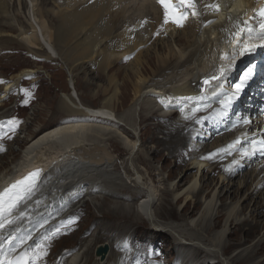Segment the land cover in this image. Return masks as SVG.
<instances>
[{
	"label": "bare ground",
	"instance_id": "6f19581e",
	"mask_svg": "<svg viewBox=\"0 0 264 264\" xmlns=\"http://www.w3.org/2000/svg\"><path fill=\"white\" fill-rule=\"evenodd\" d=\"M132 1L133 0H131V2ZM128 2L130 3V0H91L89 2L84 0L78 3V5L77 3L72 4L73 6L71 7L69 5L64 8L59 6L58 11L62 14L59 17L61 21H59V27L54 29L50 28L48 21L44 19L46 15L49 17L50 12L48 10L46 11L44 7H41L39 8L42 19V21H40L41 19L39 20L40 25L36 22V26L30 21L29 27L32 29H30L31 32L28 31L20 34V36H22V38L20 37L21 40L26 42L25 45L30 48V50L41 49V47L44 48V44L48 46L51 51L49 52L50 58L58 59L69 72L77 70L79 65L84 68V62H95L97 60L98 72H102L106 77L109 76L110 83L108 88L104 91H100L101 94L97 91L94 93L103 98V103L99 108H92L84 105L80 101L77 93L68 96L70 101L73 100V98L77 100H73L68 104L66 103L64 107L65 111H63L69 114L90 117V120L72 121V123L60 124L51 130L48 129L44 131L27 145L22 159L14 168L3 170V172L0 173V191H2L1 188L16 176L32 168H44L43 178L40 181L38 189L30 198L18 205L13 216L10 217L14 222L0 229V253L6 258L10 253L19 250L21 244L17 235L24 229L28 231V236H31L35 242L41 241L39 239L40 236L52 232L53 239L49 243V248H47L46 256L48 257V254L52 251L51 248L54 246L55 241H57V235L61 238L64 235L63 233L57 234V226L55 223L59 220V217L64 215L69 209L81 203L85 196L89 198L87 197L88 199L83 200V202L89 201L99 212H109L108 214L112 213L120 218H127L130 215L137 216L139 219L145 218L155 230L161 233L165 232V237L167 234L176 236L178 257H176L177 259L174 260L173 264H202L203 261L207 263L210 260L215 261L210 264H224L221 258H224L232 247H241L247 241V239L240 240L238 238V233L231 232L230 240L233 239V242L228 240V243L222 246L220 251L207 249L216 246L215 242H210L208 236L221 226L220 224L224 217L223 211L221 210L217 213L213 226H209L207 222H205L204 230L206 233L205 235H207L206 237L203 233L201 234L196 231L187 223L177 224L169 221L163 222L160 218L163 215L165 202L174 205L184 201L179 220H188L198 214L202 206V202L199 198L203 195L205 187H207L206 183L202 182V180H205L204 173L208 170L209 166L212 167L213 163L216 165L212 172H210L215 174L218 170L220 172L222 171L221 180L224 178L223 176H225V180L222 181L221 184L222 186L226 184L227 180L230 182L233 181L234 177L237 175L248 177L247 175L243 176L242 173L238 172L239 170H235V168H237V166L238 168L242 167L241 171H244L245 167L251 166V162L254 161V159L251 158L252 156H250V162L249 157L246 158L245 162L248 161L246 166H243L241 163H233L235 161L234 159H231L229 163H224L228 160L229 156H231L234 148L238 151L247 148V145H249L248 135L240 134L238 137H234L235 133L231 136L230 140L225 139L222 142V146L211 147L212 149L208 147L204 152H201V150L205 149L206 145L202 142H200V146L196 145L191 148V159L186 166L196 169L197 173L192 177L193 181H189V183L192 181L190 184L191 186L184 192H182V190H184L186 185L181 183H178L173 189H162L154 186L153 183L149 185L145 184L146 188H144V190H146V192L144 197L141 198L137 210H132L130 205H125L128 201L123 204V200H120L119 193L127 192L129 183L136 187H140V183L144 184L145 179L136 170L135 164L132 166L133 171L136 170V175H132L129 172V174L132 175L129 176L127 169H125L124 175L122 173L120 175L117 174V165H113L114 158L112 155L114 154L111 150V148H113L112 143L117 141L122 145L127 152L128 161L131 160V163L135 161L137 163L139 160L150 162L151 157L148 155V151L145 152L143 149V141L136 137L137 130L135 128L130 130L135 135V137L132 138L122 127L115 126V124H120L116 108V103L119 101L120 96V91L117 86L119 73L114 72L111 75L107 74L112 71L116 63L124 59L125 56L127 57L131 54L135 55L133 61L125 68L129 69L131 72L130 74L125 73V78L130 81L131 78L135 79L134 107H138L141 103L144 105L150 103V105L148 104V106L143 107V111L146 113L143 117L144 122H149L154 118H158L160 121L156 123L155 129L163 135L164 139L159 140L156 134L151 137L152 142L156 145L155 154L157 156H160L161 152L167 150L169 152V157L176 160L183 159L185 154L183 155L182 152L188 150L190 139H194V131L199 126V123L204 120L205 116L209 114L210 111H216L219 110V108L221 109L215 115V121L220 120L221 117L219 115H224L221 113L223 110L230 113L231 116L239 110L244 116L242 118L250 115L251 118L249 117V120L252 119L253 124L247 123V125H250V129L254 128L258 130L261 128L264 134V50L255 53L250 58L248 63H258L252 67L255 74H251V77L244 84L245 89L243 92L240 90L237 93L236 90V83L239 82L238 74L244 66L235 68V62L241 55H237L236 59L231 61L230 66L229 61L222 59L224 53L231 54L232 49L237 47L229 33L236 30L238 21L248 20L256 16L258 10L264 7V0H197V15L193 18L188 14V18L184 21L183 27H177L171 22L164 24V8L156 0H143L139 2L138 8L140 9L138 11L141 10L139 13L140 15L138 17L136 14L135 17L130 15L129 18H126L127 14L125 15V13L132 14V12L136 10V2L130 7L132 9L127 7L126 4ZM216 3L220 5L219 12L207 7L208 5ZM10 4L11 2L7 0H0V19L6 16L2 14H7ZM56 4L55 2L54 5ZM14 5H16V0L14 1ZM129 5H131V3ZM107 15H110L111 20L106 19ZM229 17H231V19H229ZM18 18L20 17L18 16ZM126 19L131 20L126 21ZM136 19L139 20L138 25L133 23L130 25L131 27H126L123 32L121 31L122 33H120L117 39L113 41L112 37L115 31L123 27V22L125 24L127 22H133V20L135 21ZM257 19H259V17H257ZM145 21L147 22L144 23ZM209 21L213 22L209 23ZM251 22L255 23V21ZM4 25L5 24H2V26ZM5 26H9L10 29L11 27H15L13 25ZM7 33L8 36H10V32H6V34ZM163 45L166 47L163 48ZM152 53L154 54L153 57L150 55ZM257 57L258 59L256 60ZM155 59L156 62H154ZM222 66L224 67V72L221 75L220 68ZM90 68H93L92 63ZM85 70L88 72L89 68ZM25 71L27 72H21L15 75L9 82H3V90H5V92L12 91L21 79L26 76V73L30 72L28 70ZM213 76H216L217 79H211ZM206 79L209 80L208 84L204 83ZM72 84L73 82L71 85ZM73 87L75 89V86ZM74 92L76 91L74 90ZM234 93L238 95V98L232 97L231 103L227 105V108H225L224 103H222L226 101L227 98L216 101L219 96L225 97ZM163 96L172 98L175 104L181 103L186 99H193V102H195L194 99H199L200 110L191 112L192 114H187L186 117L190 118L186 119L185 122L169 125L167 121H170L173 116L180 112L174 110L169 115L162 114V111L174 107L167 106V104H165L167 102L163 100V104L157 105L156 100L159 98L162 99ZM214 102L218 103L217 107L212 105ZM1 106L3 105H0V107ZM189 107L190 111L196 108H194V105ZM174 108L176 109L177 107ZM131 112L132 111L129 110L128 114H131ZM227 113L225 116L228 115ZM108 118L115 122L110 121ZM125 119L128 118L126 116L120 118L121 122L125 121L128 123L127 125L129 127H134V125ZM164 120L167 122L166 124ZM238 126L239 122L229 124L227 128L221 129V135L236 129ZM170 138H178V140L176 143H173L169 141ZM237 139L241 141L240 144L234 145L233 148L225 152L217 151L218 149L227 148L229 144H233ZM3 148V146H0V149ZM3 150L0 151V155H2ZM212 153H216V155L212 157V160L205 158ZM116 157L117 160H119V156ZM235 157L236 159L238 158L239 161L245 158L241 153L236 154ZM181 162L185 161L181 160ZM0 168H2L1 164ZM255 171L256 170L253 172ZM208 173L209 170L207 175ZM262 173H264V170L258 172V179ZM160 175L159 173V176ZM187 177L190 178L191 176ZM128 178L131 182L125 180ZM140 179L142 182H140ZM164 179V177L157 180L154 178L153 181L155 183H162ZM263 185L264 179L260 182V188L263 187ZM207 188L210 189L209 185ZM224 191V194L228 196L234 192L230 186H225L222 193ZM220 193L218 198L221 196ZM111 197L115 201L111 204H107L105 200ZM252 211L256 218L264 219V206L256 207L252 209L251 212ZM76 212H80V208ZM240 216L241 215L236 217L233 221L235 223L239 221L238 225H242L240 230L242 229L243 231H245L244 226H250L245 231L247 233L246 237L252 235L257 228L264 225L263 221H256L252 227L250 224L248 225V220L245 219L241 221ZM228 222L229 221H227V223ZM115 226L116 225L112 224L113 228H115ZM119 234L118 231L116 238H118ZM74 235L75 233H72V236ZM90 237V240L87 238L83 241V245L79 247V250L70 255V258L62 264H89L91 262L90 255L98 244L95 235ZM183 241H187L188 244L186 245ZM63 242L65 241L63 240ZM79 242L81 241L77 240L74 248ZM29 244L30 240H27V243H25L26 247H28ZM99 247H103L105 251L101 255H96L95 251V259H97L100 264H103L106 262L107 258H109L112 246L109 242H105L97 246V248ZM130 249L132 250V245L127 249H119V256L116 255L117 257H114V262H119L120 264L135 262L140 264L138 260L141 258L142 253H135L136 251H134L133 247V253L129 254ZM202 250L203 252L205 251V253L201 257ZM263 252L264 244L259 245L257 250L253 249L246 254L241 252L232 259L231 264L250 263L256 256L261 255ZM131 255L135 258L134 261L130 260ZM52 256H54V254ZM2 260L7 263L6 260ZM51 260H48L49 263ZM216 260H218V263ZM257 264H264V259Z\"/></svg>",
	"mask_w": 264,
	"mask_h": 264
},
{
	"label": "rangeland",
	"instance_id": "374dc122",
	"mask_svg": "<svg viewBox=\"0 0 264 264\" xmlns=\"http://www.w3.org/2000/svg\"><path fill=\"white\" fill-rule=\"evenodd\" d=\"M7 1L11 2L10 7L7 11V14H2L3 16L6 15L7 17H2L0 19V23L5 25H13L15 27H11L10 29L9 26L6 27L5 25L2 26V24H0V105H3L0 107V146L4 147L3 153L2 155H0V164L2 165V168H0V173L3 172V170H9L10 168H14L22 159L24 150L27 145L32 142L33 139L36 138V136L40 135L44 131L48 129L51 130L56 126H59L60 124L72 123V121L90 120V117L74 115L64 112V107L66 106V103L68 104L73 100H77L73 98V100L70 101L68 96H72L74 93H77L80 101L84 105L92 108H99L103 103V98L101 96L95 95L94 93H96V91L99 93L102 90L104 91L106 88H108L110 83L109 76L106 77L104 74H102V72H98V65L96 64L97 60L95 62H84V68L79 65L77 67V70L69 72V70L67 71V69L63 67V64L58 61V59L50 58L49 52L51 51L48 46H45L44 43V48L41 47V49L30 50V48L25 45L26 42L24 40H21L22 36H20V34L26 33L28 31L31 32L32 30L29 27L30 21L35 25L36 22L40 25V21H42V19L39 13V8L44 7L46 11L48 10L50 12L49 17H47L46 15L44 19L48 21L49 27L54 29L59 27V21H61L59 17L62 14L58 11L59 6L61 8H64L69 5L71 7L73 6L72 4L77 3L78 5V3L84 0H16V5H14L15 0ZM54 1L57 3V6L54 5ZM89 1L86 0V2ZM142 1L143 0H133L131 2L130 0L131 5H129V2L126 4L127 7L130 8L132 4H135L136 2V10L132 12V14L125 13V15L127 14L126 18H129L130 15L134 17L135 14L137 17L140 15L139 13L141 10L138 11L140 9L138 8V3ZM172 2L177 5L180 4V0H172ZM180 11H187L188 14L191 15L193 18H195L196 16L192 15V10L186 7H182ZM34 13L36 14V16ZM18 16L20 18H18ZM106 19L111 20L110 15H107ZM130 20L131 19H126V21ZM133 23H136L135 25H138L139 20L136 19L135 21L133 20V22H127L125 24L124 22L123 24L121 23L123 27L115 31L112 37L113 41L117 39V37L120 35V33L125 30L126 27L128 28ZM6 32H10V36H8V33L6 34ZM164 47L166 46L163 45V48ZM263 49L264 48H258L253 53H245L244 55H241V57L235 62V68H238L240 66L245 67L246 64L249 62L250 58L255 53L262 51ZM150 55L152 57L154 56L153 53ZM134 57L135 55L133 54L127 57L125 56L124 59L116 63V65L113 67V72L110 71L107 74L111 75L114 72L119 73V76L117 78V86L120 91V96L119 101L116 103V108L117 115L119 118L118 121H120V124H113H115V126L117 127H122L129 133L130 137L132 138H134L135 135L130 130L135 128L137 130L136 137L143 141V149L145 150V152L148 151L147 153L151 157L150 162H143L139 160L137 161V163L136 161L131 163V160L128 161L129 158L127 157V152L124 150L122 145L117 141H114L112 143L113 148H111V150L114 154L112 155L114 158L113 165H117V174L120 175L122 173L124 175L125 169H127L128 175L132 176L136 175L137 170L145 179V183H140V187H136L133 184L129 183L128 191L119 193L120 200H123V204L124 202L128 201L125 205H130L132 210L138 209V204L140 203L141 198L144 197L146 192V190H144V188H146L145 184L149 185L153 183L154 186L162 189H173L174 186H176L178 183H181L186 185L182 192H184L188 187H190V184L193 181L192 177L197 173V171L196 169L189 168L186 165L189 164V160L191 159V148L196 145L200 146V142L206 145L205 149L201 150V152H204L206 149H208V147L209 149H212L216 146H222V142L225 139L230 140L231 136L235 133L236 134L234 137H238L240 134L248 135L249 141L251 139L259 140L262 137L264 138V134L262 133L261 128H259L258 130H255L254 128L250 129L249 124L251 123V125H253L252 119L249 120L250 115H248V117L245 116V118H242L244 116L239 112V110L233 113L232 116L230 113H227L223 110L221 111V113L224 115L218 114L221 118L220 120L215 121L214 117L217 112L221 109L219 108V110L210 111L209 114L205 116L204 120L201 121L199 123V126L195 129L194 139H190V142L188 144V150L182 152V154L185 155L181 160L185 162H181V160H176L169 157V152L167 150L161 152L160 156H157L155 154L156 145L152 142L151 137L156 134V137L159 140L164 139L163 135L155 129L156 123L160 121L158 120V118H154L149 122H144L143 117L146 113H144L143 107L148 106V104L150 105V103H147L146 105L141 103V105H138V107H134L135 79L131 78L130 81L125 78L126 74L131 73L129 69L125 68L133 61ZM257 59L258 57L256 58V60ZM154 62H156V59L154 60ZM91 63L93 65V68H90ZM244 67L238 74L239 82H237L236 84H240L241 81L244 80V75L246 73V70L243 71ZM86 68L87 70L89 68L88 72L85 70ZM25 70H28L30 72L26 73V76L21 79V81L16 85V87L12 91L5 92L2 86L4 84L3 82H9L10 79L13 78L15 75H18L21 72H27ZM72 82V85L75 86V89L71 85ZM244 89L245 88L243 85V87L241 88V92H243ZM74 90L76 92H74ZM229 97L238 98V95L230 94L225 97L219 96L218 100L216 99V101L224 100ZM162 100L167 102H164L165 104H167V106H174L178 108L175 109L174 107H171V109L162 111V114L164 113L165 115H169L174 110H178L180 112L177 115L173 116L170 121H167L169 125L173 123L185 122L186 115L192 114L191 112H193L190 111L189 106L194 105V108H199L200 103L199 99H194L195 102H193V99H186L181 103L179 102L178 104H175L173 103L172 98L163 96L162 99L159 98L156 100V104H163ZM212 105L217 107L218 103L214 102ZM129 110L132 111L131 114H128ZM181 112H184L183 115ZM226 113L228 114V117L225 116ZM125 116L128 118L125 120L129 121V123L134 125V127H129L127 125L128 123H126L125 121L121 122L120 118ZM109 120L115 122L114 120ZM13 121H15V123H13ZM245 121H247V123L249 124L247 125ZM167 122L165 121V124ZM238 122L239 126L236 129L228 131L224 135H221L222 128L225 129L228 127V124ZM177 140L178 138L169 139V141L173 143H176ZM236 150L237 149L234 148L231 156H229L228 160H226L224 163H229L231 159H234L238 163H241L243 166H246L248 164V161L245 162L247 156H244L245 158L240 159L241 161H239V159H236L235 156L236 154H240L241 151ZM115 155L119 156V160H117V157ZM251 156V158L254 159V161L251 162V166H246L244 171L242 170L243 172L241 171L242 167L238 168L237 166V168H235V170H239L238 172L242 173L243 176L247 175L248 177H242L237 175L234 177L233 181L230 182L227 180L224 186H222L221 184L222 181L225 180V176H223L224 178L222 180L220 179L222 171L220 172L218 170L215 174L211 173L214 166L216 165L215 163H213L212 167H208L209 173L207 175L208 170L205 171V180H202V182L206 183L207 187L209 185L210 189L205 187L203 195L200 196L199 200L202 202V206L200 207L196 216L191 217L188 220H179L184 204V201H182L174 205H170L169 202H165V205L163 207V215L160 218L163 222L169 221L177 224L187 223L188 225H190V227H193L196 231L200 232L201 234L203 233V235L206 237L207 235H205L206 233L204 230L205 222H207L209 226H213L217 213L219 212V210L223 211L224 217L222 218V222L220 224L221 226L215 229L210 234V236H208L210 242H215L216 246H212L207 249L220 251L222 246H224L226 243H228V240H230L231 232L238 233V238L240 240L247 239L246 243L243 246L238 248L236 246L232 247L231 250L224 256V258H221V261H224V264H231L232 259L238 256L241 252L243 254H246L247 252L253 249L257 250L259 248V245L264 244V225L257 228L255 233L246 237L247 233L245 231L250 226H244L245 231H243L242 229L240 230V227H242V225H238L239 221H236V223L233 221L236 217L241 215V221H244L245 219L248 220V225L250 224L252 227L256 223V221L264 222L263 218H256V216H254V212H251V210L255 209L256 207L264 206V185L260 188V182L262 179H264V173L259 176V179L257 178L258 172L264 170V151H257ZM251 158L249 157V162ZM209 160H212V158ZM134 164L136 166L135 171H133L132 166ZM253 169L256 171L253 172ZM129 172L132 175H130ZM159 173L161 174L160 176ZM187 176L191 177L188 178ZM162 177H164L166 181L165 179L164 181H162V183H155L153 181L154 178H156L157 180ZM125 180L131 182L129 178ZM190 180L192 181L189 183ZM140 182H142L141 179ZM225 186H230L232 191H234L232 194H230V196H228L227 194L225 195V191L222 193ZM219 193L221 194V196H219L218 198ZM87 197L88 196H85L83 200L89 198ZM83 200L81 201V203L78 204L79 206L77 205L76 207L69 209V211H67L64 215L59 217V220L55 223L57 226V234L63 233L64 235L61 238L56 234L57 241H55L53 247L51 245L52 251L48 254V257L42 256L43 258L41 257V259L38 261V264H62L63 262H66L67 259L70 258V255L79 250V247L83 245V241H85L87 238L90 240V236L92 235H95L98 244L95 246L92 254L90 255L91 262L89 264H100L99 261L95 259V251L97 246L104 244L105 242H109L111 244L112 251L109 255V258H107L106 262L103 264L119 263L114 262V257L116 258L117 256H119V249H127L131 245L132 250L130 249L129 254L133 253V247L134 251H136L135 253H142L141 258H139L138 260L140 264H173L174 260L177 259V238L173 234H167V236L165 237V232L161 233L158 230H155L145 218L139 219L137 216L134 215H130L127 218H120L115 214H108L109 212H99L98 209L94 205H91L89 201L85 202V205ZM113 201L115 200H113L112 197L108 200H105L107 204H111ZM79 208L80 212H76ZM227 221L229 222L227 223ZM58 222L60 223L57 224ZM112 224L116 225L115 228L112 227ZM118 231L120 234L118 235V238H116V234ZM51 233L52 232H49L48 234H44L39 237V239L43 241L46 251L47 248H49V243L53 239V234ZM72 233H75V235L72 236ZM45 237H49V239L45 240ZM63 240L65 242H63ZM77 240H80L81 242L77 243V246H75L74 248V245ZM233 241V239L230 240V242ZM183 242L186 245L188 244L187 241ZM33 243L29 247L30 251ZM204 253L205 251L203 252L202 250L201 257ZM53 254L54 256H52ZM132 256L133 255H131L130 260L134 261L135 258H133ZM57 257H59L60 259ZM263 259L264 252L261 255L256 256L253 261L247 264H257ZM48 260H51L50 263ZM213 262L215 261L210 260L207 263L203 261L202 264H210ZM216 262L218 263V260H216ZM130 264L137 263L132 262Z\"/></svg>",
	"mask_w": 264,
	"mask_h": 264
},
{
	"label": "snow or ice",
	"instance_id": "6c2138e0",
	"mask_svg": "<svg viewBox=\"0 0 264 264\" xmlns=\"http://www.w3.org/2000/svg\"><path fill=\"white\" fill-rule=\"evenodd\" d=\"M164 8V24L169 22L175 24L177 27H183L184 21L188 18V12H181L182 7L191 9L192 15H197L196 12V3L197 0H180V4L176 5L172 0H158ZM207 7L212 8L214 11H220V5L218 3L208 5ZM259 17V19H257ZM231 19V17H229ZM251 21H255L252 23ZM145 21L144 23H146ZM213 21H209L212 23ZM158 34V33H157ZM233 38V41L236 43L237 47L233 48L231 54L224 53L222 59L229 61V66L231 61L235 60L237 55H244L245 53H253L258 48H264V7H261L256 16L249 18L248 20L238 21L236 24V30L229 33ZM243 34V36H242ZM224 72V67L220 68L221 75ZM252 70L249 69L244 75V80L240 84L236 85L237 93L241 90L243 85L251 77ZM211 79H217L216 76H213ZM205 84L209 83V80L204 81ZM235 95V93L233 94ZM232 97H229L226 101H223L225 107L231 103ZM183 110V109H181ZM199 108L193 109V112L199 111ZM186 119L190 117H185ZM15 123V121H13ZM247 123V121H245ZM241 141L237 139L233 144H229L227 148L218 149V152H225L228 149H231L236 144H240ZM3 149H0L2 151ZM257 151H264V138L259 140L251 139L247 148L241 150L242 156L250 157ZM231 154V153H229ZM216 153L210 154L206 159H211ZM233 163H238L234 161ZM40 175V170L30 173L27 177L22 180L16 181L11 184L9 187L0 191V229H3L6 225L12 224L14 221L10 219L13 216V213L16 211L18 205L30 198L32 195L37 178ZM31 236H28L26 239L21 240V245L27 243V240H31ZM45 240L49 237H45ZM47 251L43 241L34 242L31 246V253L25 252L21 256L17 257L15 264H38V261L42 256H46Z\"/></svg>",
	"mask_w": 264,
	"mask_h": 264
},
{
	"label": "water",
	"instance_id": "95a60500",
	"mask_svg": "<svg viewBox=\"0 0 264 264\" xmlns=\"http://www.w3.org/2000/svg\"><path fill=\"white\" fill-rule=\"evenodd\" d=\"M104 251H105V249H104L103 247H99V248H97V250H96V254H97V255H101L102 253H104Z\"/></svg>",
	"mask_w": 264,
	"mask_h": 264
}]
</instances>
